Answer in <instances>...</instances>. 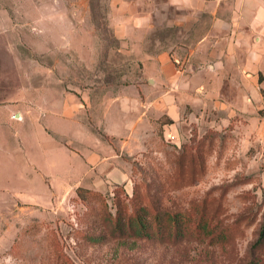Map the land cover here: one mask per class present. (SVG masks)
Here are the masks:
<instances>
[{
  "label": "rangeland",
  "instance_id": "374dc122",
  "mask_svg": "<svg viewBox=\"0 0 264 264\" xmlns=\"http://www.w3.org/2000/svg\"><path fill=\"white\" fill-rule=\"evenodd\" d=\"M38 1L56 7L71 5L75 26L70 46L59 44L62 35L57 29V44L48 55L41 48L52 47L38 51L26 44L14 50L18 62L4 52L7 62L0 70V102L5 105L0 106V119L6 122L3 142L12 153L4 154L0 165V264H244L264 221V135L258 133L262 125L258 129L241 125L238 115L226 124L213 125L207 111L202 113L206 103H195L190 96L183 102L181 120L164 114L154 123L145 149L129 158L132 173L125 187L105 176L99 190L78 195L75 189L66 198L60 197L64 186L73 185L85 170L81 155L72 154L61 141L67 136L73 140L72 151L84 155L89 151L77 138L75 122L48 114L39 118L32 104L47 109L63 102L60 87L70 88L78 102L80 90L138 84L142 78L138 63L118 46L111 25L115 19L110 18L112 0H85L86 12L78 9L80 0L71 4ZM128 1L132 0H120L121 6ZM115 16L125 17L122 13ZM157 20L161 21L160 15ZM173 33L153 30L149 47L158 49L157 43L168 42ZM41 90L45 93L40 94ZM197 107L201 112L194 119ZM17 109L24 111L23 118L11 117ZM54 110L64 112V107ZM76 114L80 115L79 110ZM22 191L37 196L39 202L50 199L53 203L21 204L16 193ZM53 192L57 196L52 199ZM131 200L184 208L193 202L205 203L208 217L213 215V222L227 227L230 237L220 243L204 236L177 244L130 238L89 243L87 235L106 232L100 225L106 205L116 213V202L131 207Z\"/></svg>",
  "mask_w": 264,
  "mask_h": 264
},
{
  "label": "crops",
  "instance_id": "0c3cea01",
  "mask_svg": "<svg viewBox=\"0 0 264 264\" xmlns=\"http://www.w3.org/2000/svg\"><path fill=\"white\" fill-rule=\"evenodd\" d=\"M84 1L80 0V12H86ZM132 1L124 7L120 0H112L110 18L115 19L111 25L120 51L138 63L141 81L80 90L78 102L70 88L60 87L63 102L55 106L61 105L64 112L55 111L54 105L44 109L40 103L32 104L39 118L48 114L75 122L77 138L89 151L85 155L72 151L73 140L67 136L61 141L72 154L81 155L85 170L73 185L64 186L60 197L66 198L80 185L99 190L105 176L107 181L118 184L128 181L132 173L129 158L145 149L149 131L164 114L174 121L183 118V102L189 100L188 96L195 103H206L202 113L207 111L213 125L226 124L238 115L241 125L258 129L261 124L258 133L264 135V0ZM72 12L71 5L56 7L39 4L38 0H0V70L7 62L5 51L19 61L14 54L18 46L26 44L38 51L52 47L47 51L41 49L47 55L53 52L57 29L62 35L59 44L70 46ZM119 13L125 17H116ZM158 15L161 21L157 20ZM156 29L174 33L169 34L168 42L160 40L159 48L153 50L148 40ZM2 105L5 104L0 102ZM200 112L199 107L195 108L193 118L198 119ZM16 115L20 119L25 113L17 109L11 117ZM5 123L0 119V165L3 155L12 153L4 143ZM32 166L37 169L35 164ZM97 176L99 179L94 180ZM16 194L21 204L53 203L50 199L39 202L37 196L25 191Z\"/></svg>",
  "mask_w": 264,
  "mask_h": 264
},
{
  "label": "trees",
  "instance_id": "16d2710c",
  "mask_svg": "<svg viewBox=\"0 0 264 264\" xmlns=\"http://www.w3.org/2000/svg\"><path fill=\"white\" fill-rule=\"evenodd\" d=\"M197 155L194 153V156ZM120 185L125 187V184H116ZM90 190L97 189L84 185L76 187L78 195ZM116 203V213L110 211L106 205L104 213L100 216V225L102 224L106 232L87 235L89 243H105L108 238H130L149 243L177 244L203 236L210 242L220 243L230 237L227 227L221 226L220 221L213 222V215L208 217L205 203L193 202L188 208L177 205L161 206L160 202L155 200L145 204L131 200V207L128 204L123 207L120 201ZM248 255L244 264H264V221L256 239L249 246Z\"/></svg>",
  "mask_w": 264,
  "mask_h": 264
}]
</instances>
